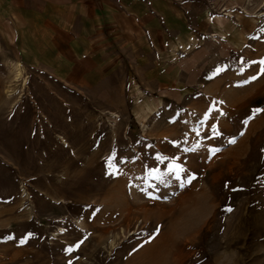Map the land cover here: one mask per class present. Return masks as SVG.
Returning a JSON list of instances; mask_svg holds the SVG:
<instances>
[{
	"label": "rangeland",
	"instance_id": "rangeland-1",
	"mask_svg": "<svg viewBox=\"0 0 264 264\" xmlns=\"http://www.w3.org/2000/svg\"><path fill=\"white\" fill-rule=\"evenodd\" d=\"M123 1L0 26V264H264V0Z\"/></svg>",
	"mask_w": 264,
	"mask_h": 264
},
{
	"label": "crops",
	"instance_id": "crops-1",
	"mask_svg": "<svg viewBox=\"0 0 264 264\" xmlns=\"http://www.w3.org/2000/svg\"><path fill=\"white\" fill-rule=\"evenodd\" d=\"M124 3L122 0H0V26H13L23 32L37 21L47 34L56 31L81 40L93 25L100 26L104 17L121 16V8L126 9Z\"/></svg>",
	"mask_w": 264,
	"mask_h": 264
},
{
	"label": "bare ground",
	"instance_id": "bare-ground-1",
	"mask_svg": "<svg viewBox=\"0 0 264 264\" xmlns=\"http://www.w3.org/2000/svg\"><path fill=\"white\" fill-rule=\"evenodd\" d=\"M199 211V210H198Z\"/></svg>",
	"mask_w": 264,
	"mask_h": 264
}]
</instances>
